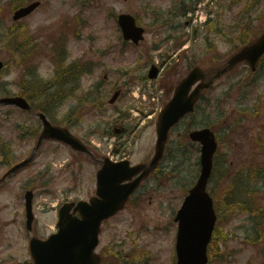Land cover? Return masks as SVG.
I'll return each mask as SVG.
<instances>
[{
	"label": "rangeland",
	"instance_id": "obj_1",
	"mask_svg": "<svg viewBox=\"0 0 264 264\" xmlns=\"http://www.w3.org/2000/svg\"><path fill=\"white\" fill-rule=\"evenodd\" d=\"M177 1L92 0L82 10L78 0H45L41 10L33 14L25 25L31 37L37 36L39 41L45 43L49 42L50 34L66 28L67 22L72 24L67 39V62L77 63L78 67L89 72L83 77L82 89L77 94L83 98L91 96V105L76 99L61 103L52 101V115L49 117L58 126H67L65 123L69 122L71 131L100 157L108 156L115 161L131 158L135 164L149 161L155 150L159 112L173 96L179 78L187 74L189 64L210 68L217 65L216 60L217 63L226 60L234 51V40L241 34L242 25L251 22L253 27H259L264 22V0H213L206 10H211L214 20L218 19L220 35L208 33L202 24H191L185 33L186 28L169 26L172 22L180 23V17L167 15L157 22L153 15L155 12L175 10ZM200 2L204 9L207 0ZM251 3V9L246 11ZM80 13L88 20L84 25H80L79 20L74 22ZM121 13L137 16L141 25L147 28L146 38L138 46L125 43L121 37L117 26V15ZM2 17L1 14L0 35L12 23V16L6 22ZM196 29H199L198 37H190L185 44L188 52L175 51L174 46L178 41ZM7 52L2 40L0 58L10 62L12 55ZM163 61L164 70L156 80H150L147 76L150 66ZM37 63L40 68L36 74L40 79L43 82L52 80L56 74L51 58L40 57ZM83 65L85 68H82ZM23 74L20 69L9 65L0 76V87L7 84L11 93L19 92L24 87ZM29 88L25 86L26 90ZM119 90L122 93L119 99L114 105L109 104ZM61 91L64 89L60 87L50 89L51 93L55 92L54 95ZM37 98L35 94L34 100ZM263 100L262 68L253 76L249 74V68H240L239 72L224 76L212 86L201 99L195 115L172 133L167 157L158 172L151 174L144 184L143 190H151L144 196V202L139 204V196H136L134 203L103 228L98 252L107 249L102 254L104 264H126L136 256L142 257V260L135 264L173 263L177 236V223L173 220L200 171V145L183 137L188 143L181 146L183 144L177 142L176 138L177 132L186 131L189 122H193L196 128L212 126L221 140L217 172L208 186L218 210L219 231L217 244L211 245L214 253L210 254L209 264H264V231L259 237L260 241H253L260 230H264V217H249L234 206L236 199L247 201L257 176L264 175ZM7 112L9 115L5 121L17 120L27 125L25 129H17L23 134L36 132L40 128L36 114L0 106L2 117ZM76 115L81 117L78 124L73 119ZM115 124L124 125L126 131L113 136ZM12 128L13 123L7 124L0 136V147L6 148L8 139L12 141L15 160L11 165L28 157L35 146L34 138L29 139L30 136L27 138L26 135L24 139L19 138ZM259 133H262L261 136ZM39 151L34 163L8 180L4 197H0V209L1 200L8 207L1 214H9L13 221V249L9 253L13 255L11 264H33L29 242L20 228V218L25 215L26 190H34L33 206L37 218L29 238L35 234L43 238L54 232L57 209L64 201L85 200L96 194V163L88 158L74 157L70 162L72 165L68 167L66 162L72 150L59 143L45 145ZM2 161L3 157H0ZM81 165L84 166L81 168ZM8 166L0 164V177ZM248 168L256 170L252 173L251 181L248 179V182L237 183L233 179L232 183L237 172L245 173ZM260 188L262 193L259 196H264V182L259 183L256 191ZM260 204L264 206V200ZM222 236L226 238L225 241L220 239ZM7 238L0 232V262L4 264H10L2 248L9 241ZM114 243L118 245L117 248L113 246Z\"/></svg>",
	"mask_w": 264,
	"mask_h": 264
},
{
	"label": "water",
	"instance_id": "obj_2",
	"mask_svg": "<svg viewBox=\"0 0 264 264\" xmlns=\"http://www.w3.org/2000/svg\"><path fill=\"white\" fill-rule=\"evenodd\" d=\"M37 4H34L31 7L24 8L21 11L16 13L15 19L22 18L24 15L31 13ZM120 24L124 27L125 38L129 39L132 37L138 42L142 39L143 29L138 28L135 25V20L129 15H121ZM264 56V33L258 39L253 41L252 44L244 47L240 52L236 53L218 72L211 75L210 78L207 77V74L201 69H194L191 73L184 78V80L176 88V94L171 102L164 108L162 114L159 117L158 128H157V148L154 160L147 167L148 170L143 176H140L138 180L133 182H124L131 180L133 175L139 171V166L135 169H130L127 166V163L118 164L117 168L114 166L110 167L113 170L106 172L100 178L101 186L105 189H109V198L120 204V208H123L129 195L134 191V188L137 186L139 180L147 176L150 170L156 168L160 159L163 157L165 150V144L169 138V129L177 124L181 117L191 113L194 109V105L198 101L201 91L204 88H209L211 84L222 74L232 70L238 64L247 62L251 66L252 71L256 70L258 63L261 58ZM2 65L0 63V69ZM158 74V69L153 67L149 76L152 79H155ZM202 80L203 82L191 92V88L194 84ZM116 97L114 98V100ZM113 100V101H114ZM10 103L17 105L21 108L27 109L28 103L20 97L15 98H4L0 100V103ZM42 118H45L42 116ZM118 132V131H117ZM64 139L71 147L74 149L83 151L82 146L77 138L70 136V133L67 129L58 128L54 126L47 127L43 134L40 137V144L44 139ZM191 138L199 141L202 147V157H201V173L200 178L194 189L190 191V195L187 196V200L184 203L183 207V221L182 230L178 239V254H179V263L178 264H206L208 261L207 256V246L213 234V229L216 223V215L213 209V200L210 198L207 192V183L210 179L212 173L214 153L218 148V143L216 142L215 133L211 132L210 129H202L201 131L192 132ZM34 156L29 158V160L24 161L23 163L18 164L12 168L8 174L17 172L20 168L29 164L32 161ZM125 166V168L123 167ZM63 211V214L64 215ZM43 242H38L33 240L31 249L32 256H35V252L38 253V244L41 245ZM48 242H44L45 246H41V249L47 247ZM96 242L90 244L91 248H94ZM62 250L55 255L45 254L44 256L38 255L35 256L37 264H78V258L75 253V248L72 246L70 241L63 243ZM90 260L88 263L94 264L99 263L100 259L94 257L90 254Z\"/></svg>",
	"mask_w": 264,
	"mask_h": 264
},
{
	"label": "trees",
	"instance_id": "obj_3",
	"mask_svg": "<svg viewBox=\"0 0 264 264\" xmlns=\"http://www.w3.org/2000/svg\"><path fill=\"white\" fill-rule=\"evenodd\" d=\"M251 6L252 3L248 5L246 10L251 9ZM263 29H264V22L262 23L260 29L257 27H253L252 24H243L242 32H241L242 34H240L236 39L240 44H247L250 40L253 39V37L261 33ZM261 66L264 67V60L262 61ZM262 149L264 150V143ZM248 196L249 197L246 202H243L242 200H238L236 202L237 206L240 207L243 211L248 212L250 217H253L256 214L261 215V210L263 209V207H261V205L260 206L258 205V201L260 200V198L255 196L254 192H249ZM263 231L264 230L262 228L256 236L257 239L261 237Z\"/></svg>",
	"mask_w": 264,
	"mask_h": 264
},
{
	"label": "flooded vegetation",
	"instance_id": "obj_4",
	"mask_svg": "<svg viewBox=\"0 0 264 264\" xmlns=\"http://www.w3.org/2000/svg\"><path fill=\"white\" fill-rule=\"evenodd\" d=\"M24 1L27 2V1H29V0H24ZM2 186H3V185H0V187H2ZM0 190L3 191L4 188H0ZM10 247H11V244H6V245H5V249H6V250H8ZM7 252H9V250H8Z\"/></svg>",
	"mask_w": 264,
	"mask_h": 264
}]
</instances>
